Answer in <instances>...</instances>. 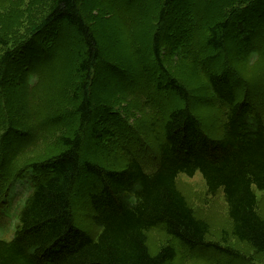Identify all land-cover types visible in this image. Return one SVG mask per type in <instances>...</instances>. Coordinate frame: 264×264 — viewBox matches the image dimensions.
Segmentation results:
<instances>
[{
	"label": "trees",
	"instance_id": "16d2710c",
	"mask_svg": "<svg viewBox=\"0 0 264 264\" xmlns=\"http://www.w3.org/2000/svg\"><path fill=\"white\" fill-rule=\"evenodd\" d=\"M127 1L94 0L89 8L103 15L104 29L100 30L85 16L88 4L47 0L36 29L40 37L37 58L32 55L35 44L14 46L10 33L0 26V89L11 94L12 113L20 118L29 113L43 122L56 121L53 124L60 132L51 151L40 159H30L14 169L0 159V205L6 202L15 180L26 179L28 185L23 205L12 215L18 216L12 236L0 237V264L171 263L177 255L174 245H162L154 253L148 248L147 234L155 228L162 229L179 247L213 251L215 260L235 264L233 257L240 254L207 240L209 222L195 214L178 187L179 175L193 177L196 172L208 194L222 193L233 238L264 255V217L257 210L254 190H264V115L247 95L246 79L235 66L236 60L244 58L253 62L252 53L264 46L249 21L251 15L264 16V0H244L247 10L252 8L250 1L257 5L243 20L242 15L236 16L232 0H208L216 3L211 11L219 17L205 22L203 41L190 47L184 41L188 28L181 27L177 38L181 41L168 48L173 51L170 58H166L168 43L164 42L168 11L175 4L181 8L183 1L187 5L200 0ZM155 6L158 18L146 36V51L145 44L129 35L127 23L135 14L148 15ZM193 17L187 16L184 22L192 26L189 21H194ZM115 19L121 23L114 24ZM199 46L210 52L207 58L197 54ZM21 56L27 57L25 68L19 67L20 80L33 90L29 93L25 84L24 88L20 85L19 95L13 88L19 80L11 72L17 69L15 60ZM174 56L185 59L203 76L198 93L205 89L206 100L217 103L219 116H223L218 134L195 113L198 97L205 96H197L182 80L176 64H171ZM71 68L75 82L69 97L56 87ZM5 75L14 77L12 83L4 84ZM143 75L152 77L146 88L127 87L146 96L162 113L149 145L154 151L151 170L125 146L127 157L113 162L116 156L106 149L108 142L117 144L118 133L132 141L133 137L127 122L110 117L113 103L100 97L113 94L121 77L137 82ZM48 76L51 82L46 81ZM33 77L37 83L30 85ZM118 87L124 96L128 88ZM98 107L103 111L96 120ZM102 116L107 119L103 121ZM27 131L19 124L11 127L9 134L20 139L18 149H25L22 137ZM81 191L94 226L90 231L80 219L84 213Z\"/></svg>",
	"mask_w": 264,
	"mask_h": 264
},
{
	"label": "rangeland",
	"instance_id": "374dc122",
	"mask_svg": "<svg viewBox=\"0 0 264 264\" xmlns=\"http://www.w3.org/2000/svg\"><path fill=\"white\" fill-rule=\"evenodd\" d=\"M230 2L233 4L232 7L235 9V12H237L236 16L238 17L239 15H242L240 20L247 18L248 14L251 15V11L256 9L254 5H257V3L250 1L252 8L250 7L251 9L247 10V8L243 7L245 5L244 0H232ZM80 3L89 5L85 10V16L89 17V22L91 24L93 23V25H99L100 30L102 28L104 29L102 23L103 15H99V12L94 10V7L92 9L89 8L90 5L95 4L94 0H80ZM126 3L129 2L123 0V4ZM175 5V9L173 8L168 11L169 14L166 16V30L164 31V42L165 44L168 43L165 48L166 58H170L173 52H170L168 48H170L174 42L177 44L181 41L180 38L177 39L181 27L188 28V37L187 40H184L188 47H190L195 41L200 44L201 41H203L202 37L204 36L205 22L215 16L219 17L220 15L211 11L215 9L212 6L216 5V3L208 0H200L196 4L190 2L187 3V5L183 1L181 8L178 7L179 5ZM47 7V0H0V26L4 27L2 29H5L6 33H10L9 36L11 37L14 46L23 44L24 47L27 43L35 44L32 49L34 50L32 55H36V58V52L38 51L37 45L40 43V37L36 29ZM140 7L141 4H138L137 9L139 10ZM221 9L223 8L221 7ZM153 10L154 11H150L148 15L144 16H137V14H135V18L127 23V32L129 35L138 40L141 45L145 44L146 51L149 47L146 42V36L152 33V27L158 18V7L155 6ZM227 10L229 11V9ZM189 15H191V17L194 16L193 18L195 22L189 21L193 23L192 26L184 22L185 18ZM249 21L251 22L252 28L256 30L255 34L258 37L259 42L262 43L264 41V16L251 15ZM114 22V24L121 23L118 19H115ZM232 40L234 39L232 38ZM197 49L200 50L197 54L201 53L202 58H207L208 54H210L206 49H200V46ZM1 52L2 50L0 49V54ZM28 52L29 51H26L25 55H27ZM167 53H169L168 56ZM252 54L254 58H256L253 62H248V60L244 58L239 61L236 60L235 66L237 72L242 78L246 79L245 85L248 87L246 89L247 95L252 96L250 98L258 103L259 109L264 115V46L258 51L255 50ZM26 57L27 56L18 57L15 60V67H17V69H14V71L11 72V74H15V76L17 75L16 79L19 80V83L13 86L14 90H16L19 95L20 89H22L20 85L23 86V84H25L20 80L19 67L20 70L25 68ZM184 61L185 59L179 56H174L172 57L171 64H176V68L179 71L178 74L181 76L182 80L194 90L196 95L199 94L197 96H205L203 98L198 97L199 99L197 100L199 103L194 107V111L198 117L209 126V128H212L215 131V134H218L221 128V121L223 120V116L221 114L219 116L220 108L217 103L213 101L208 102L206 100V98H208V92L205 89H202L201 92L198 93V88H201L202 84H204V78L202 75L194 71L195 66L191 67L190 64L185 63ZM209 64L210 61L207 60V65L209 66ZM57 68H60V65H58ZM73 68L69 70L67 75L63 74V80L59 82L56 87V91L59 92L60 89L63 94H67L69 97L71 96L75 82ZM57 72L58 71H56V73ZM6 76L7 75H5V80L3 82L7 85L14 79V77L12 75ZM150 79H152L151 75H143V79H139L135 82L124 76L121 77L118 86L121 85L122 87L126 86V88L133 87L135 89H143L149 84ZM46 81L51 82V76L46 77ZM33 83H37L36 77L32 78L30 85ZM44 83L45 80L41 84L39 90L43 88ZM25 86L27 92L31 93L33 87L27 84H25ZM118 86L116 87L117 89H113V94H100V97H104L105 100H109L113 103L114 112L112 115L109 114L110 117H117L118 119H123V122H127V127L132 132L133 141L129 138H123V136L118 133V143L115 144L113 142H108L106 149L115 154L116 157L114 158V163L119 159H123V157H127L125 153L126 150L123 149L122 146H125V148L129 150L132 149L133 154L142 159L145 169L151 170L155 166V164H152L154 163V151L149 148V145L152 146L155 138L154 134L160 124L158 114L160 113L161 115L162 113L157 107H153L150 99L146 96L141 97V93L137 95L135 94V91L128 88L124 96L120 95L119 92L121 91ZM237 89L241 94L242 92L244 93L243 90L240 91L239 88ZM8 94L10 96H7L6 93H4V90L0 89V159L5 160V162L14 169L21 164H26L30 159H40L47 155L52 149L51 143L56 136H59L60 132L53 124L56 123V121L43 122L40 118H34V116L31 117L29 113L25 112L21 118L15 116L12 113L14 102L11 100V94L9 92ZM158 99L160 98L158 97ZM99 101H103L102 98ZM102 111V107H98L95 113L96 120L100 119L99 116ZM101 119L104 121L107 117L102 116ZM16 124L24 126V129L28 130L22 137V141L26 145L25 149H18L20 139L17 138L18 136L16 135L13 136L12 133L9 134L11 127H14ZM115 126H117V123H115ZM25 180L26 179L20 178L13 182L9 188L6 203L0 206V237L5 239H9L12 236L14 225L18 221V216H16V214H18L20 206L23 205L27 193L26 187H28V185ZM178 187L194 209L195 214L199 217L205 218L209 222L210 232L207 236L208 241L217 243L222 248H230L240 254V257H233L235 264H264V255L255 254L245 243L238 242L233 238L231 235V222L228 218L227 206L222 193L218 192L215 195L208 194L204 180L199 172H196L193 177L179 175ZM254 190L257 196V210L259 214L264 217V190ZM24 194L25 196L23 197L21 204L17 206L18 200ZM79 200L84 212L82 213L83 215L80 214V219L85 227H89V231L93 230L94 226L90 221L91 213L87 209L88 205L84 191H81ZM14 213H16L15 217H12ZM147 238V245L152 253L156 252L160 246L165 244H172L175 246L177 255L173 262L167 264H232L229 261L221 262L217 259L215 260V252L213 251L203 249L188 251L187 249L179 247L180 244L171 241L164 231L159 228L149 231Z\"/></svg>",
	"mask_w": 264,
	"mask_h": 264
}]
</instances>
